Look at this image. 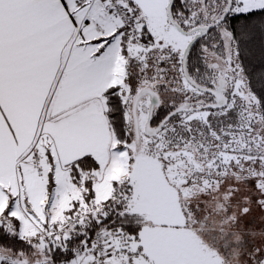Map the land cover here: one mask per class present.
Returning <instances> with one entry per match:
<instances>
[{
    "label": "rangeland",
    "instance_id": "1",
    "mask_svg": "<svg viewBox=\"0 0 264 264\" xmlns=\"http://www.w3.org/2000/svg\"><path fill=\"white\" fill-rule=\"evenodd\" d=\"M123 1L133 9L139 25L148 24L151 36V40H147V35L141 33L143 36L140 35L135 39V41L140 39V44L135 48L126 47V49L123 41L125 32L124 39L123 33L117 34L111 41L107 39L108 42L110 41L108 45L111 50L115 48L123 53L124 58L122 57L120 65L127 64V69L130 70L131 74L127 70L124 72L123 69L118 72L121 73V77L120 79L117 77V82L114 83L120 87L118 91L122 94V98L128 101L131 98L128 79L133 74L136 77L135 95L144 86H155L156 76L161 69L164 74H182L180 63L185 48L193 36L181 33L170 22L167 12L169 0ZM193 1H196L195 6L189 4L193 10L189 23L191 22L193 26L213 23L228 6V0ZM68 2L74 9L72 0ZM101 2L104 4L102 7L99 5L102 18L92 19L91 26L100 27L102 34L124 30L117 25L109 12L108 0ZM263 8L264 0H233L229 15ZM77 17L79 18L78 13ZM205 43L204 57L212 69L215 80L221 78L225 80V86L230 90V101H232L230 106L236 103L240 107L243 105L250 116L257 118L258 114L260 115L258 99L248 87L238 61L236 44L228 29L223 25L218 26L215 31L207 35ZM99 45L102 48L106 43L101 42ZM130 60L132 64H128ZM172 63L173 65L170 66ZM181 83L187 95L191 88L184 80H181ZM178 89L180 88H176ZM149 99V96L145 95L138 105L140 123L138 138H135L131 126L133 132L131 140L124 143V148L119 149L116 146L118 140L115 139L109 161L97 165L99 181L104 184L102 192L99 191L96 195L97 200L94 195L92 198L97 203L98 209L100 204L112 197L117 189L125 192L124 189L128 186L129 193L127 191L124 193L125 197L123 196L126 204L128 199L127 210L139 214V220L143 224L138 243H132L127 250L116 253H114L115 248L120 249L119 246L113 247L117 241H113L114 237H111L105 228H98L92 239L99 230L107 233V239L111 244L108 264H264V131L260 126L254 128L247 125L242 131L238 128L233 138L229 136L228 143H224L223 146L219 143L218 135H213L214 138L209 139L206 134L209 136L213 134L212 131L206 133L197 126L207 116L208 111L203 108L190 115L195 117L182 113L183 118L178 123L181 125L179 134H177L178 128L172 129L171 126L169 136L164 133L162 138H156L157 140L154 141L155 139L145 135L144 132ZM151 148L157 156H163L165 169L160 159L152 153ZM53 164L55 173L60 174L61 165L57 162ZM40 168L44 169L41 166ZM35 169L38 171L37 179L33 177L32 186L36 187V190L28 192L32 204V209L29 211L31 220L23 223L22 215L18 212V209L21 210L20 203L25 201L26 191L15 192L12 189L5 191L7 185L3 182L0 186V194L2 192L13 195L12 202L16 211L12 216L10 207L7 208L0 214V224H8L9 228L19 236L32 241L35 247L32 252L11 255V264H54L55 262L66 264L74 257L81 258L94 252L91 239L82 252L64 263L53 257L58 238L51 242L48 237L41 235L40 230L52 226L88 197L85 195V190L73 185L71 194L75 201L69 207L66 202L53 207L55 199L53 192L46 191L48 181L46 173L49 168L43 171L35 166ZM230 170L238 176L247 172L258 177L241 182L228 181L227 193H219L222 184L225 183L226 173ZM56 182V189L60 192L64 183L62 180ZM195 192H200L201 197L196 196ZM181 200L185 203L187 214L182 210ZM193 205L202 207L201 210L205 214L203 218L207 216L206 220L209 222L206 226L194 219ZM224 206L229 208V217L234 219L230 230L240 244L235 247V239L231 238L230 251L232 248L234 250L239 248L244 254V259L237 253L228 260L220 249L213 247L214 241L217 240L214 235L220 234L217 227L223 219L217 208ZM52 209L58 212L53 215ZM41 210L40 216L37 217ZM188 217L190 221H187ZM201 226L209 229L205 230ZM67 234L62 235L61 238H65Z\"/></svg>",
    "mask_w": 264,
    "mask_h": 264
},
{
    "label": "crops",
    "instance_id": "2",
    "mask_svg": "<svg viewBox=\"0 0 264 264\" xmlns=\"http://www.w3.org/2000/svg\"><path fill=\"white\" fill-rule=\"evenodd\" d=\"M101 1L72 0L73 9L68 0H0V186L26 191L18 209L23 223L31 220L35 166L49 168L46 191L53 192V207H69L78 165L86 168L79 160L89 156L99 165L111 157L116 138L104 92L128 69L120 65L123 53L108 45L119 33L124 39V30L102 34L91 26L102 18ZM53 162L61 165L60 174ZM56 180L64 183L60 192ZM89 188L96 199L104 184L98 177ZM12 201L11 193L1 192L0 214L10 207L15 215Z\"/></svg>",
    "mask_w": 264,
    "mask_h": 264
},
{
    "label": "trees",
    "instance_id": "3",
    "mask_svg": "<svg viewBox=\"0 0 264 264\" xmlns=\"http://www.w3.org/2000/svg\"><path fill=\"white\" fill-rule=\"evenodd\" d=\"M200 1L201 0H197V2ZM189 4L195 6L196 1L176 0L173 5L174 19L186 30L193 27L191 22L189 23L188 21L189 16L193 13L192 7ZM220 25H223L228 29L234 43L236 44L239 64L250 91L258 99L260 113V115L258 114V117L256 118L250 116L243 105L240 107V105L236 103L235 105L230 106L232 103V101H230V90L226 86L224 93L227 98V104L220 108L204 107V110L208 111L206 114L207 116L205 119L201 118L203 120L202 123L197 124V126L202 128V130L206 133H208L209 130L212 131L213 134L209 136L205 133L207 138L212 139L214 138L213 135H218L220 138L219 143L224 146V143H228L227 138L229 136L233 138L234 133L236 134L238 128L242 131L243 127L247 125H251L254 128H256V126H260L261 130L264 131V8L247 12H239L236 14L232 13L222 20L219 25H213L207 35H209L212 31H215ZM174 27L178 29L175 25ZM141 30L143 35H147L146 39L151 40L149 29L145 24L141 25ZM207 35L200 38L192 47L188 58V71L190 76L200 85L205 87H214L215 84H217V80H215L212 76V69L207 63L206 57H204L205 54H203V44H206L205 39ZM132 63L133 62L131 60L128 62V64ZM180 64L182 67V60ZM172 65L173 63L170 66ZM181 71L182 74H164L161 69L159 74L156 76V85L150 86L158 92L161 99L160 105L155 107L151 117V124L153 126L157 125L173 108L181 103H187L189 106H199L213 100L212 95L200 91L186 79L183 73V68H181ZM127 72L130 73V70L128 69ZM181 80H184L191 88V91L189 90L187 95V91L183 88ZM128 81L130 84L129 95H131V98L128 101H125L122 98V94L118 91L120 89L118 85L110 86L104 92L107 104V115L115 138L118 140L116 146L119 149L124 148V143L131 140L133 132L135 138H137L132 113V102L137 91V89H134V83H136L135 74L130 76ZM176 88L180 89L176 90ZM202 109L203 108L199 110L187 109L176 113L161 127L157 134L150 137L156 141L158 138H162L164 133H166V136H169V128H172L171 126H173L172 129L178 128L177 134H179L181 125H178V123H180V120L183 118L181 116L182 113L190 116L194 113V111H200ZM190 117L195 116L192 115ZM131 126L133 127V132L131 131ZM145 135L147 134L145 133ZM149 145H151V142H149ZM150 150L160 159L164 168L163 164L165 163L163 162V156H157V153L152 148ZM88 157L89 156H86L80 159L79 162H82L83 166L86 168L96 170L98 163L94 159ZM164 158L168 160L167 157ZM224 165H226V163H224ZM218 167L221 166L218 165ZM220 169H222V167ZM234 173L235 172H231V170L226 173L225 183L222 184L219 193H227L226 187L229 186V184H227L228 181L234 182L236 180L241 182L243 180H248L249 178L258 177V175L253 176L251 174H247V172L241 173L240 176ZM91 183L93 182L90 181L88 183L87 190L85 192V195L88 198H93L89 188ZM50 184H52V182H50ZM124 190L125 192L117 189L112 197L100 204L96 214L85 217L80 224L74 225L69 229L65 238L58 239L56 245L54 246L53 257L61 263L70 260L89 245L93 235L100 227L105 228L107 233H109V235L111 234V237H114L115 240L112 238L113 241H117L113 247L119 246L120 249L116 250V248L114 253L123 252L127 250V247H129L130 244L138 243L143 224L142 221L139 220V214L130 212L129 209L127 210L128 199L126 204L124 193L127 191L129 193V187L126 186ZM195 193L196 196L201 197L200 192ZM181 206L184 213H186L185 203L182 202V200ZM192 208L193 214H195L194 219H196V221H200L204 224V226H206V223L209 222L206 220L207 216L203 218L205 214H203L201 210L202 207H196L193 205ZM217 209L223 216V219H221L222 222L217 227L220 234L214 235L217 240H213L215 242L213 247L218 250L220 249L228 260L231 256L237 253L241 258H243L244 254L239 248L236 250L232 248L230 251L232 245V242L230 241L231 238L235 239V247H238L239 243L230 230V227L233 226L234 219L232 220L229 217V208L224 206L223 208L218 207ZM187 221H190L189 217ZM201 228L203 227L201 226ZM203 229L208 230L209 227H205ZM243 246L244 243L242 247ZM34 248L35 247L32 241L19 236L15 231L9 228L8 224H0L1 262L6 260V263L10 264L12 262L11 255L29 253L32 252ZM255 260L259 261L258 259Z\"/></svg>",
    "mask_w": 264,
    "mask_h": 264
},
{
    "label": "built area",
    "instance_id": "4",
    "mask_svg": "<svg viewBox=\"0 0 264 264\" xmlns=\"http://www.w3.org/2000/svg\"><path fill=\"white\" fill-rule=\"evenodd\" d=\"M108 2L109 12L116 20L117 25L124 29L125 49L126 47L131 48L135 39L141 35V26L135 18L133 9L128 7L123 0H108ZM97 177V170L82 168L78 165V172L75 178L80 189L86 191L88 183L96 181ZM96 210H98L97 203L92 198H88L52 226L40 230V233L48 237L52 242L57 238H61L62 235H66L72 226L80 224L85 217L92 215ZM92 247L94 252H90L81 258L75 259L74 257L66 264H108L111 244L104 230H99L92 239ZM54 264L59 263L55 262Z\"/></svg>",
    "mask_w": 264,
    "mask_h": 264
},
{
    "label": "water",
    "instance_id": "5",
    "mask_svg": "<svg viewBox=\"0 0 264 264\" xmlns=\"http://www.w3.org/2000/svg\"><path fill=\"white\" fill-rule=\"evenodd\" d=\"M176 0H169V3L167 5V12L169 16V20L172 24H174L181 32L185 34H193L192 40L187 44L183 58H182V68H183V73L186 77V79L197 89L209 92L215 96V101L214 102H208L205 104H201L199 106H188L187 103H181L175 108H173L157 125L153 126L151 124V117L154 112V108L156 106H159L161 103L160 95L150 86L143 87L139 90V92L135 95L133 102H132V113H133V119H134V126H135V132L137 135V138L139 136V131H140V123H139V116H138V104L139 101L141 100L142 97L145 95H149L150 97V107H149V112H148V117L144 126L145 133L149 136H153L157 134V132L161 129V127L176 113L182 112L184 110L190 109V110H196V109H201L204 107H210V108H220L223 107L227 104V98L224 93V86L225 82L224 79H220L218 86L216 89H211L207 88L204 86H201L199 83H197L189 74L188 71V58H189V53L192 49V47L195 45V43L205 35L210 30L209 25H201L197 26L192 30H185L175 19L173 16V5ZM233 5V0H228V6L222 17L216 22L219 23L227 15H229Z\"/></svg>",
    "mask_w": 264,
    "mask_h": 264
},
{
    "label": "flooded vegetation",
    "instance_id": "6",
    "mask_svg": "<svg viewBox=\"0 0 264 264\" xmlns=\"http://www.w3.org/2000/svg\"><path fill=\"white\" fill-rule=\"evenodd\" d=\"M199 1V0H198ZM204 2H205V0H203ZM225 12V11H224ZM224 14V13H223ZM222 14V15H223ZM222 16H220L219 18H217V20L215 21V22H213V23H208V24H201V25H209V26H213V25H219V23L221 22H219V23H216L220 18H221ZM189 19H190V16H189V18H188V21H189ZM141 25V24H140ZM201 25H198V26H201ZM195 27H197V26H193L191 29H189V30H192V29H194ZM211 27H210V29H211ZM186 30V29H185ZM210 31V30H209ZM209 33V32H208ZM207 33V34H208ZM185 34V33H184ZM191 36L193 35V34H190ZM220 80V79H219ZM219 80L217 81V84H215V86L214 87H207V88H211V89H216L217 88V86H218V83H219ZM224 82H225V80H224ZM202 86V85H201ZM205 87V86H204ZM225 88H224V91H225V89H226V86H224ZM200 91H202V90H200ZM157 92V91H156ZM202 92H205V91H202ZM158 93V92H157ZM205 93H207V94H210V95H212L213 96V100H212V102H214L215 101V96L213 95V94H211V93H209V92H205ZM149 96V95H148ZM143 98V97H142ZM141 98V99H142ZM150 98V97H149ZM149 101H150V99H149ZM140 102V101H139ZM139 105V104H138ZM149 107H150V105H149ZM155 109V108H154ZM148 112H149V110H148ZM139 116V115H138Z\"/></svg>",
    "mask_w": 264,
    "mask_h": 264
}]
</instances>
